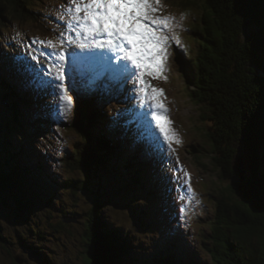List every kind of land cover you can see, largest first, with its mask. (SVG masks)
Segmentation results:
<instances>
[{
  "label": "trees",
  "instance_id": "trees-1",
  "mask_svg": "<svg viewBox=\"0 0 264 264\" xmlns=\"http://www.w3.org/2000/svg\"><path fill=\"white\" fill-rule=\"evenodd\" d=\"M36 1L0 0V25L26 21L38 25L39 13L33 11ZM173 1L182 10L197 12L195 25L189 28L193 47H180L182 78L189 99L199 108L200 120L207 124L206 137L215 165L223 181L229 182L214 196L215 227L211 245L204 244L209 262L197 251L191 254L178 224L168 222L160 225L164 237L159 244H165L163 250L144 254L138 250L146 249L142 236L125 231L121 223L102 211L104 202H95L84 242L86 264H264V0ZM9 73L0 69V95L17 132L7 125L5 134L0 133V204L11 197L15 209L29 218L35 209L32 204L51 206L61 189L85 192L91 189L90 179L100 180L103 188L105 182L112 181L125 192L121 200L136 214L142 227L139 233L153 230L155 215L151 212L149 216L153 192L166 194L170 185L156 173L161 161L158 153L141 146L130 148L115 139L116 131L110 128L115 110L107 108V114L104 106L119 98L104 99L101 85L75 90L72 100L77 114L67 129L78 140L59 160L70 175L54 181L39 160L28 157L32 138L27 133L33 116L28 107L33 104L23 100V90ZM86 94L96 97L100 106ZM238 150L247 151L251 157L244 183L235 180L238 174L232 168ZM40 180H50L55 187ZM160 197L166 202L171 199ZM140 199L144 202L137 204ZM76 207L64 214L65 220L78 217ZM156 219L159 221V217ZM170 227L171 235L167 230ZM1 231L0 239L6 242ZM60 232L56 230L55 234ZM147 235L154 243L153 235Z\"/></svg>",
  "mask_w": 264,
  "mask_h": 264
},
{
  "label": "rangeland",
  "instance_id": "rangeland-1",
  "mask_svg": "<svg viewBox=\"0 0 264 264\" xmlns=\"http://www.w3.org/2000/svg\"><path fill=\"white\" fill-rule=\"evenodd\" d=\"M68 6L69 0H37L33 11L39 13L38 25L29 21L7 24V26L0 25V69L10 72L11 77H15L18 88L24 92L23 100L33 104L32 108L28 107L33 115L30 127L28 126V130L31 128V131L27 133L32 138L28 145L31 146L27 150L28 157L32 156L39 160L44 165L48 178L54 181H61L65 176L70 175L69 170L62 167L59 160L78 140V136L67 129V125L73 122L77 114L76 106L73 103L64 113L60 107L59 94L48 84L51 74L45 75L50 65L58 63L56 54L61 49L66 55L73 50L80 51L74 45L60 44L62 34L65 41L69 35L74 36V33L66 30L67 21L70 19L66 12ZM157 7L159 11L155 15L158 16L173 15L179 20L182 14H186L180 26L175 28L181 43L176 44L174 40L170 42L167 70L161 73L160 77L147 73L144 77L152 86L163 89V96L160 99L168 111L165 114L161 110V113L171 121L167 126L173 130L170 135L174 134L175 138L169 145L151 117L145 120L142 116L143 112L140 113L142 120H138L135 116V107L143 109L147 106L140 98L138 80L135 83L131 79L126 83L111 84L109 82L112 88L122 90L121 98L119 101L106 103L104 111L108 114L107 108L111 111L115 110L114 116L110 117V128L116 131L115 139L122 140L130 148L135 146L136 149L141 146L143 149L149 148L159 154L161 161L156 173L167 180L170 189L166 194L161 190L153 192V205H150L149 211V216L151 212L155 215L153 230L148 229L145 236L140 234L142 227L139 226L136 214L132 213L131 207L126 209V203L121 200L125 192L112 181L104 184L102 211L105 210L112 220L121 223L125 231L142 236L141 242L146 249L138 248V250L144 254L150 256L154 251L163 250L165 244H159L164 237L160 225L168 222L178 224L184 234V243L188 251L191 254L192 251H197L202 258L205 255L204 244L211 245L212 227H215L213 226L216 218L214 196L219 194L222 188L227 187L229 182L223 181L221 172L215 165L206 137L207 124L200 120L199 108L189 99L186 82L182 78L180 47L186 46L188 49L193 47L191 45L193 37L189 28L195 25L197 12L182 10L173 0H161V4ZM49 40L57 44L56 49L49 47ZM8 58L12 60V63L7 62ZM72 62L76 63V60ZM63 67L69 96L72 97L75 92L72 90L73 85L77 89L86 83L93 84L91 73L86 70V66L71 65L69 59L63 62ZM54 71L53 69L52 74ZM94 99L97 100L96 97ZM95 102L100 106V102ZM11 119L10 111L0 95V133L2 135L8 129L7 125L12 127V131L17 132ZM153 127L156 128L155 131ZM241 151L239 163L243 170L249 164L245 151ZM185 173L190 174L191 177L192 191L187 193L185 188L188 178ZM73 176L76 178L79 174L73 173ZM46 181L43 183L40 180L43 184L50 183L51 187H55L50 180L47 183ZM87 191L85 193L61 189L51 206L42 208L36 203L32 204L35 209L31 211L29 218L15 209L13 198L10 197V200L1 203L0 228L2 231H0L6 242L0 239V264H86L84 242L97 195L96 191ZM163 195L166 198L171 196L170 201L162 200L160 196L164 198ZM182 196L183 199H181ZM32 201L36 199L33 198ZM142 202H144L143 199L137 200V204ZM75 206H78L76 207L79 210L78 217L70 224H65L64 214L72 212L71 208ZM56 230H61L60 234H55ZM167 230L171 235V227ZM147 234H150V237L153 235L154 243ZM139 235L136 236L138 241ZM40 252L43 254L41 255ZM204 257L207 258L206 262H209L208 257L206 255Z\"/></svg>",
  "mask_w": 264,
  "mask_h": 264
},
{
  "label": "snow or ice",
  "instance_id": "snow-or-ice-1",
  "mask_svg": "<svg viewBox=\"0 0 264 264\" xmlns=\"http://www.w3.org/2000/svg\"><path fill=\"white\" fill-rule=\"evenodd\" d=\"M160 4L161 0H69L66 12L70 19L66 30L74 33V36L69 35L65 41L62 34L60 44L74 45L80 51L73 50L66 55L61 49L56 54L58 63L50 65L45 71V75L51 74L48 84L59 94L64 113L70 109L73 100L65 84L63 62L79 58L91 73L93 84L105 79L113 84L126 83L129 79L135 83L138 80L140 98L147 105V110L142 113L143 118L148 120L151 117L164 139L171 144L175 138L174 134L170 135L173 130L167 126L171 121L161 113V110L165 114L168 111L160 99L163 89L152 86L144 77L146 73L160 77L167 70L170 42L181 43L175 28L180 26L186 14H182L179 20L173 15H155ZM48 45L52 49L57 48V44L51 40ZM103 87L107 88L108 85ZM72 90H76L74 85ZM185 175L188 178L187 193L192 191L191 177L190 174Z\"/></svg>",
  "mask_w": 264,
  "mask_h": 264
},
{
  "label": "water",
  "instance_id": "water-1",
  "mask_svg": "<svg viewBox=\"0 0 264 264\" xmlns=\"http://www.w3.org/2000/svg\"><path fill=\"white\" fill-rule=\"evenodd\" d=\"M245 153H246V157L248 159V164L249 165H247V167L245 169L241 170L242 167L240 166L239 162H240V158H241L240 155L242 154V151L240 150L239 151V155H238V157L236 156L235 161L233 163V167H232L233 170L238 174V178L235 179V180H239L241 183H244V181H245V179L247 177L246 176L247 175V170L251 169V157H250V155L248 154L247 151H245ZM99 181H98V179H96V180L95 179H90V181H89L90 184H88L89 186H91V189H89V190L90 191H96V194H97L96 198L94 199V203L95 202L103 203L102 196L105 193V188H103V187H101L99 185ZM85 191L88 192L87 190H85ZM72 221H74V220H71V219L64 220L65 223H71Z\"/></svg>",
  "mask_w": 264,
  "mask_h": 264
},
{
  "label": "bare ground",
  "instance_id": "bare-ground-1",
  "mask_svg": "<svg viewBox=\"0 0 264 264\" xmlns=\"http://www.w3.org/2000/svg\"><path fill=\"white\" fill-rule=\"evenodd\" d=\"M70 64L71 65H84V66H86L79 58H77L76 59V63H73L72 62V60L70 59ZM106 82V81H105ZM83 84H84V82H82ZM106 85V84H105ZM81 87H83V85L81 86ZM108 87H109V85H108ZM83 98H85L86 96H82ZM90 99L91 100H93L94 98H92V97H90ZM147 109V106L145 107V108H143V109H141V108H134V114H135V116L138 118V120H142V118H141V116H140V113H142V112H144L145 110ZM153 130L155 131L156 130V128L155 127H153ZM163 146V145H162ZM179 190V189H178ZM174 193V192H173ZM178 194V193H177ZM179 196H180V194H179ZM180 199V198H179Z\"/></svg>",
  "mask_w": 264,
  "mask_h": 264
}]
</instances>
